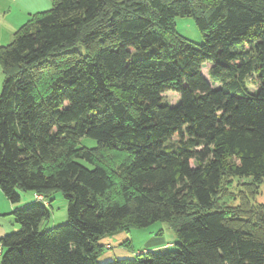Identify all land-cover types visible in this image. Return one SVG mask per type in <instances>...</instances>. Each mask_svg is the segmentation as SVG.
<instances>
[{"label":"trees","instance_id":"1","mask_svg":"<svg viewBox=\"0 0 264 264\" xmlns=\"http://www.w3.org/2000/svg\"><path fill=\"white\" fill-rule=\"evenodd\" d=\"M52 3L0 46V189L42 197L12 213L0 264H264L248 197L264 186V0ZM56 192L68 222L49 227ZM157 222L176 249L99 260L102 239Z\"/></svg>","mask_w":264,"mask_h":264},{"label":"rangeland","instance_id":"2","mask_svg":"<svg viewBox=\"0 0 264 264\" xmlns=\"http://www.w3.org/2000/svg\"><path fill=\"white\" fill-rule=\"evenodd\" d=\"M52 0H40L39 7L40 10L46 11L52 8ZM9 15L5 16L8 18ZM4 15L0 14V23L4 21ZM176 28L178 33L189 39L190 41L196 44H202L204 41V37L197 27L195 20L191 17H177L175 19ZM6 26L0 24V32ZM21 25H18L17 28H20ZM11 29V27H10ZM10 31V30H9ZM9 31H7L3 35H8ZM210 65H205L203 68L204 75L210 80L208 75V70ZM2 84L0 85L1 88ZM218 85H214L217 87ZM252 90H256V86H251ZM2 89L0 90L1 93ZM164 100L174 106L180 102V95L174 92H167L163 95ZM175 140L177 138H174ZM83 146H96V141L88 138H84L82 141ZM241 187L238 185V182L235 181L231 188V193L228 199H224V202L228 206H238L241 204L242 199L240 198L241 194L238 193V189ZM258 192L253 196L252 193H249L248 197L252 204L264 203V186L257 190ZM236 192V193H235ZM20 199L17 204H23L25 202L33 201L35 199V194L32 192H23L19 191ZM51 201V216L49 220V224L52 227L59 226L61 224H65L68 222V201L65 198L62 192L53 193L50 196ZM34 200L31 204H40L35 203ZM28 204L27 206H31ZM22 208V207H21ZM20 227H17L13 232H17ZM10 233V234H12ZM178 242V237L173 228L164 222L154 223L146 228H133L130 230H125L122 233H118L112 236H107L106 239L101 240V244L105 245L99 260L102 262L103 260H115L119 258L127 259V258H135L137 254L155 252V251H170L176 249V243ZM107 244H110L111 248H108Z\"/></svg>","mask_w":264,"mask_h":264},{"label":"crops","instance_id":"3","mask_svg":"<svg viewBox=\"0 0 264 264\" xmlns=\"http://www.w3.org/2000/svg\"><path fill=\"white\" fill-rule=\"evenodd\" d=\"M39 1L40 0H0V14L4 15V19H5L0 24H3L6 26L0 32V46L8 45L12 42L14 38V33L19 29L17 28L18 25H21V26L24 25L29 20L31 15L38 13V12H43V10L42 11L40 10ZM7 15H9L8 18H5V16ZM7 31H9V34L3 35ZM5 79H6V76L0 67V85L2 84L0 90L3 89V84H4ZM36 197L37 196H35V199ZM35 199H33V201H29L23 204L16 205L12 203L9 200V198L5 195V193L0 189V240L4 236L12 233V231L17 229V227H19V225L17 224L12 214L14 210L34 202ZM21 201H22V198H21ZM49 227H52V226L49 224ZM107 246L111 247L110 244H107ZM3 252H4V249L2 245L0 244V262L2 259Z\"/></svg>","mask_w":264,"mask_h":264},{"label":"built area","instance_id":"4","mask_svg":"<svg viewBox=\"0 0 264 264\" xmlns=\"http://www.w3.org/2000/svg\"><path fill=\"white\" fill-rule=\"evenodd\" d=\"M37 197H38V196H37ZM38 198H39V199H42V197H41V196H39Z\"/></svg>","mask_w":264,"mask_h":264}]
</instances>
